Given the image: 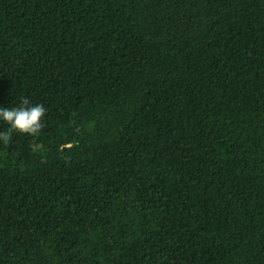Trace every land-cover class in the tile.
<instances>
[{"label": "trees", "instance_id": "trees-1", "mask_svg": "<svg viewBox=\"0 0 264 264\" xmlns=\"http://www.w3.org/2000/svg\"><path fill=\"white\" fill-rule=\"evenodd\" d=\"M22 99L0 264H264V0H0Z\"/></svg>", "mask_w": 264, "mask_h": 264}, {"label": "clouds", "instance_id": "clouds-1", "mask_svg": "<svg viewBox=\"0 0 264 264\" xmlns=\"http://www.w3.org/2000/svg\"><path fill=\"white\" fill-rule=\"evenodd\" d=\"M47 109L42 104H31L22 99L19 106H0V121L7 130H0V145L8 146L16 133L37 136L44 129Z\"/></svg>", "mask_w": 264, "mask_h": 264}]
</instances>
